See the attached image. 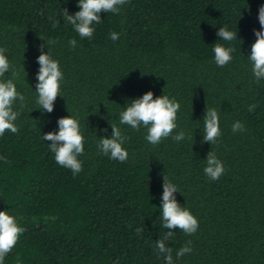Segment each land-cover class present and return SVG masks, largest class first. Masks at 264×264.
I'll use <instances>...</instances> for the list:
<instances>
[{"label": "trees", "instance_id": "1", "mask_svg": "<svg viewBox=\"0 0 264 264\" xmlns=\"http://www.w3.org/2000/svg\"><path fill=\"white\" fill-rule=\"evenodd\" d=\"M78 3L0 0V48L10 64L0 81L13 79L25 96L23 107L13 103L18 132L0 136V211L24 229L4 264H165L155 250L169 231L160 216L164 176L199 223L192 235L172 230L173 264H264V78L256 80L247 58L264 0H128L117 14L100 13L91 39L64 19ZM220 27L237 39L221 40ZM52 40L43 51L59 61L61 96L42 114L37 57ZM216 44L235 48L224 67L214 61ZM148 91L181 106L172 135L155 146L146 128L119 122L127 103ZM206 108L219 115L213 145L201 143ZM70 115L84 137L77 175L56 163L43 139ZM237 121L244 130L234 133ZM111 124L127 138L123 163L97 148L101 137L111 138ZM181 130L185 139L174 141ZM210 151L225 168L215 181L203 171ZM188 241L191 253L177 259Z\"/></svg>", "mask_w": 264, "mask_h": 264}, {"label": "clouds", "instance_id": "2", "mask_svg": "<svg viewBox=\"0 0 264 264\" xmlns=\"http://www.w3.org/2000/svg\"><path fill=\"white\" fill-rule=\"evenodd\" d=\"M128 0H79L77 11L74 15H69L65 9L64 19L73 26L74 31L81 38L91 39L95 31L93 25L102 22L100 13L117 14L120 6L125 5ZM51 19V18H50ZM260 30H254L256 37L255 42L251 45L250 54L247 56L252 65L251 71L257 81L264 78V5H261L258 12ZM59 21L53 23L55 28ZM111 40L119 39V34L112 32L109 34ZM217 36L225 41L231 42L237 39V33L228 30L227 27H220ZM43 39V38H42ZM56 41H46L40 46L41 54L37 57L39 70L36 74V104L41 113H51L54 108V101L60 95V82L63 79V73L60 70L59 61L51 58L50 51L45 53L43 49L46 44H55ZM69 46L75 48L77 41L70 40ZM234 47H224L216 44L213 48L214 61L218 67H224L232 61ZM6 49L0 48V77H3L10 69L7 57L4 55ZM12 76L17 77L15 69H12ZM19 101L21 107L25 104V96L17 91L13 79L0 81V136L5 131L12 133L18 132V127L14 123L19 112L13 110V103ZM180 104L175 99H170L167 95L153 98V92L148 91L141 98L131 100L127 103L125 110L119 115L121 125H128L137 131L141 127L147 129L145 139L153 146L158 145L163 139L172 135L173 130L177 127V112L180 110ZM255 105L250 106L254 110ZM58 131L48 132L43 135L45 141H50L51 152L54 154L56 163L62 167L70 169L73 175L82 171V162L78 159L84 154V137L80 131V124L76 118L71 115L59 118L57 121ZM203 140L201 143L208 142L211 145L217 143L221 135L219 126V115L215 108H206V114L203 117ZM111 138L101 137L98 141L97 148L112 160L121 163L128 159L127 150L122 147L126 137L122 135L121 130L116 125H112ZM244 130V125L237 121L232 125V131L239 132ZM107 132V129H104ZM186 133L181 130L172 139L176 142L184 140ZM206 166L203 171L205 175L215 181L218 180L225 171L223 163L217 158L213 151L207 154L205 159ZM162 203L160 206L162 217V227L169 229L166 235L160 237L155 242V250L158 255H163L165 264H173L172 249L167 246V241L172 237L175 229H180L187 235L194 234L199 223L197 218L185 207H181L174 193L179 192L177 186L164 176ZM143 229L137 228V234ZM24 229L20 227L13 215L8 211H0V264H4L6 256L12 251L17 244L20 235ZM191 241L181 247L176 252V258L179 259L185 254L191 253ZM118 264V262H117Z\"/></svg>", "mask_w": 264, "mask_h": 264}]
</instances>
